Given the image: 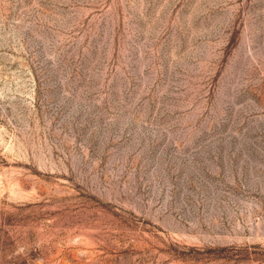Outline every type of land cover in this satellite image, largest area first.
<instances>
[{
  "label": "rangeland",
  "instance_id": "rangeland-1",
  "mask_svg": "<svg viewBox=\"0 0 264 264\" xmlns=\"http://www.w3.org/2000/svg\"><path fill=\"white\" fill-rule=\"evenodd\" d=\"M0 264H264V0H0Z\"/></svg>",
  "mask_w": 264,
  "mask_h": 264
}]
</instances>
